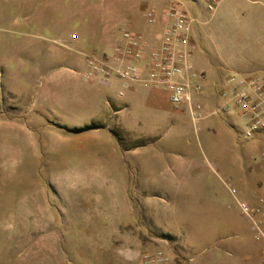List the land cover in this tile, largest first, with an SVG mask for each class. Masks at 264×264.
Listing matches in <instances>:
<instances>
[{
  "label": "rangeland",
  "instance_id": "obj_1",
  "mask_svg": "<svg viewBox=\"0 0 264 264\" xmlns=\"http://www.w3.org/2000/svg\"><path fill=\"white\" fill-rule=\"evenodd\" d=\"M174 2L0 0V264H139L141 254L156 250L168 264H254L240 246L264 252L230 192L247 203L264 198V132L247 139L238 112L214 114L223 104L221 82L264 75V0L229 1L224 12L220 0L214 14L205 0H181L200 27L201 60L193 59L211 85L220 82L211 101L200 99L205 117L197 122L162 89L154 101L100 116L69 112L66 79L68 92L46 103L39 97L51 71L85 55L107 56L123 29L150 41L155 28L158 41L162 14ZM147 10L157 13L153 25ZM223 53L250 62L252 72L222 64ZM116 97L122 108L128 96ZM27 112L65 129L108 123L120 139L116 151L106 149L97 165L87 159L94 174H68L76 162L60 158L49 167L42 157L35 169L24 157ZM142 170L148 184L140 182ZM101 186L97 203L91 196Z\"/></svg>",
  "mask_w": 264,
  "mask_h": 264
},
{
  "label": "built area",
  "instance_id": "obj_2",
  "mask_svg": "<svg viewBox=\"0 0 264 264\" xmlns=\"http://www.w3.org/2000/svg\"><path fill=\"white\" fill-rule=\"evenodd\" d=\"M205 2L208 12L214 14L220 0ZM162 15L164 30L159 48H153L141 34L123 29L124 44L116 48L112 57L88 56L90 70L85 74V79L108 80L116 77L147 89H162L168 93L172 106L178 108L187 105L193 121L197 122L205 117L201 113L199 100L204 93V83L208 79L206 73L196 70L192 63V55L196 49L192 32L197 19L183 9L181 0L171 3ZM145 17L151 25L158 20L154 10H147ZM220 87L218 93L223 98V104L214 114L220 111L238 112L247 120V139L264 132V75H231L221 82ZM230 192L242 213L251 222L255 239L264 243V198H259L258 204L253 206L239 200L235 188H231ZM168 262L166 254L156 250L141 254L139 264Z\"/></svg>",
  "mask_w": 264,
  "mask_h": 264
},
{
  "label": "crops",
  "instance_id": "obj_3",
  "mask_svg": "<svg viewBox=\"0 0 264 264\" xmlns=\"http://www.w3.org/2000/svg\"><path fill=\"white\" fill-rule=\"evenodd\" d=\"M229 1H232L233 3L235 0H222L218 11L224 12V5ZM195 25L192 32V41L194 42L196 49L192 55V63L196 70L202 71L199 69L198 64L193 59L194 57H197V60H201L200 56H198V53H200L199 47L202 43L198 42V31L200 27L197 26L199 24ZM155 31V28L150 30L149 34L151 39L150 41L148 39L147 40L151 43L153 48H159L161 45L162 35L160 36L159 40L156 41L153 38V33ZM142 36L148 38L147 36L149 35H147V33H143ZM123 44L124 41L122 38H120L114 47H110L104 52L108 57H112L115 54L116 48L122 46ZM220 62L244 75L250 74V72L253 70L250 62L236 59L233 54H231L229 57L224 53L221 54ZM89 70L90 65L86 55L84 59L75 58L71 61L63 62L57 70L51 71V73L47 76V85L42 87L41 91L39 92V97H42V100L46 103L50 101L51 96H57V92H68L69 90L70 98L65 101V105H67V108H69L70 113H75L74 116H77V112L79 113L83 111H89L92 113V111H95V113L100 116L103 115V113L109 112L111 110V114H116V112L120 111L121 109L129 108L140 101H154L156 99V92L159 91L147 89L135 83H128L116 77H111L108 80H103L101 78L86 80L85 74L89 72ZM65 79L69 80V87H67L68 90L66 87H64L66 86L65 83L67 82ZM209 82V79H207V81L204 83V95H202L200 99H202L204 96L207 101H211L213 99L214 90L217 88L216 84L220 82L217 81L213 85H211ZM116 95L121 98L125 95L128 96L125 104H121L123 106L122 108H118L116 105L118 101ZM52 108L54 107L52 106ZM51 112L54 113L58 111L53 110ZM23 118H25V122L21 124V129L25 132L24 143L26 147V154L24 157L27 159L29 166L35 169L37 168V162L42 157L48 161L49 167L54 165L55 159L60 158L69 161L74 160L76 162L74 168L70 167L71 169L68 174H94L97 171L92 169V163L86 162L87 159L95 160L97 165L100 162L99 160L108 154L106 149L112 148L113 151H116L118 140L112 131L111 125L108 123H93V125L96 127L90 129L85 128L91 126L92 124H87L85 126L76 124L73 125L75 128L72 127V129H65L69 126L65 124H55L53 121H47L45 118L41 117H31L29 116V112L23 114ZM139 171L141 170L139 169ZM140 175V182H142V184H148L149 180L147 173L142 170ZM164 183L169 184L171 186L170 188L172 189L173 182L171 179H166ZM73 187L75 188V186ZM93 190L94 194H92L91 199L94 198V200L98 203L99 198L96 196L99 197L101 195L103 188L101 186ZM259 198L261 197L258 196L254 199H251L249 203H251L253 206H256L258 204ZM37 205L39 206V203ZM27 206L28 203H26V207ZM28 215L29 211L27 210L26 217H28ZM235 247H237V244L231 245V248ZM240 249H243L244 252L249 255L254 264H264V252L261 254L259 252L256 255L255 252H253L251 249L245 248V246H240Z\"/></svg>",
  "mask_w": 264,
  "mask_h": 264
},
{
  "label": "trees",
  "instance_id": "obj_4",
  "mask_svg": "<svg viewBox=\"0 0 264 264\" xmlns=\"http://www.w3.org/2000/svg\"><path fill=\"white\" fill-rule=\"evenodd\" d=\"M95 127H96L95 125H91V126L86 127L85 129L95 128ZM118 140L120 139L118 138Z\"/></svg>",
  "mask_w": 264,
  "mask_h": 264
}]
</instances>
